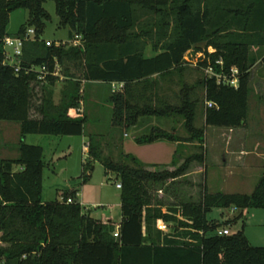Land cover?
Here are the masks:
<instances>
[{"label": "trees", "instance_id": "16d2710c", "mask_svg": "<svg viewBox=\"0 0 264 264\" xmlns=\"http://www.w3.org/2000/svg\"><path fill=\"white\" fill-rule=\"evenodd\" d=\"M48 1L55 5L59 28H68L69 41L79 37L80 45L66 48L40 39L49 19L43 8ZM19 9L29 17L13 37H22L29 26L34 40L24 43L21 70L15 73L2 63L4 39L12 37L6 31L9 16ZM253 47H264V0H0V121L17 123L21 136L83 135L82 82L123 84L106 100L111 126L121 133L111 143L90 138L87 148L91 161L119 177L120 222L85 214L76 191L43 202V150L20 142L16 159L0 161V264H264V247L249 244L243 225L234 234H216L220 228L231 231L242 213L223 223L207 218L213 209L264 210V174L250 195L203 189L192 201L169 191L192 165H204L205 128L244 125L249 71L257 59ZM191 53L201 55L194 69L202 77L192 85L183 81L177 103L154 95L159 103L154 106L153 97L138 87L154 77L182 73ZM40 67L48 72L43 81L26 71ZM209 67L225 75L236 68L237 88L206 75ZM58 69L67 81L56 103ZM201 101L203 126L197 127ZM154 116L180 118L186 136L152 127L134 139L176 144L170 165H145L122 148L124 134ZM190 146L195 152L184 154ZM167 193L168 200L156 196ZM159 222L166 232L157 229Z\"/></svg>", "mask_w": 264, "mask_h": 264}, {"label": "rangeland", "instance_id": "374dc122", "mask_svg": "<svg viewBox=\"0 0 264 264\" xmlns=\"http://www.w3.org/2000/svg\"><path fill=\"white\" fill-rule=\"evenodd\" d=\"M43 8L49 15L45 22L44 31L40 39L47 43L62 44L66 48L78 46L81 44L80 38L74 39L77 42L69 41V29L59 28L58 18L55 13V5L48 1L44 3ZM29 13L26 10L19 9L12 12L9 16L7 25V34L14 36L19 28L27 23ZM34 27L27 26V29ZM34 36H32L33 38ZM30 40H34L30 38ZM10 52V49H6ZM211 51V50H209ZM152 53L147 50L146 57H151ZM200 54L186 55L185 71L174 72L164 77H154L146 85H140L138 88L147 97L164 99L169 104L177 103L180 95L182 83L194 84L201 73L194 69L196 59ZM75 72V69L72 70ZM59 80L54 86L55 102H58L62 89L66 86V78L57 70ZM78 75L77 72H75ZM119 87H110L92 85L81 88L82 102L80 110L93 107L92 113L85 111L86 122L84 134L81 136H52L41 134H28L21 136L20 127L17 123L0 121V161L16 159L19 155L18 146L20 142L26 145L38 146L43 150V161L45 163L42 172V201L53 202L60 201L63 193L68 191L77 192V200L82 206L83 212L89 214L94 219L103 221L110 220L118 224L120 216V189L116 185L119 183V177L116 173L105 170L99 162H93L88 153L83 150V146L89 143L90 138L104 144L111 143L117 139L120 130L111 126L112 110L107 99L110 94L119 93ZM153 97L154 106L159 105ZM86 101V102H85ZM202 101L197 107L196 126L202 127ZM85 106V107H84ZM139 126L132 128L128 137L123 138V151L138 159L143 164L162 165L171 164L176 152V144L168 141H157L150 144H138L134 136L146 134L152 127H162V129L175 133L180 137L186 136L183 130V123L180 118H157L148 117L140 120ZM206 129L205 133V163L203 166L194 164L180 178L177 184L169 187V191H175L177 196L185 200L198 201L203 189L210 194L221 193L225 195H250L259 178L264 174V157L257 164H247L240 166L237 164L224 163L219 148V141L213 138L212 130ZM252 139L264 140V133L255 134ZM250 144V142H249ZM184 154H192L193 147L190 146ZM264 152V149H260ZM104 153L108 151L104 148ZM115 157L113 161L117 162V151L112 152ZM90 165V168H89ZM14 171L19 168L14 166ZM177 191V192H176ZM167 193L164 198L162 194H156L164 201L168 200ZM158 198V199H159ZM170 200L172 197L170 196ZM242 213L241 217L231 225V233L234 234L244 226V235L249 244L253 247H264V210L249 209L244 211L231 212L230 209H213L207 216L209 220H218L223 223L228 219L235 218Z\"/></svg>", "mask_w": 264, "mask_h": 264}, {"label": "crops", "instance_id": "0c3cea01", "mask_svg": "<svg viewBox=\"0 0 264 264\" xmlns=\"http://www.w3.org/2000/svg\"><path fill=\"white\" fill-rule=\"evenodd\" d=\"M253 53L256 56V62L250 68L249 71V92L247 100V116L244 125L237 129H225V128H211L213 138L219 141L218 152H220L222 159L225 164H237L240 166H247V164H257L258 161L264 157V152H260V149H264V140L250 139L255 134L264 133V64L261 63L262 57L264 56V47L252 48ZM153 54V53H152ZM107 86L112 89L111 85H105L103 83L93 82L85 83L82 82V89L90 87L92 85ZM118 87V86H116ZM55 100V93H54ZM59 101V100H58ZM86 102V101H85ZM57 103V102H56ZM85 108L82 112L92 113L93 107ZM85 107V106H84ZM203 121V118H202ZM162 129V127H159ZM128 137L124 134L123 138ZM250 142V144H249ZM123 148V142H122ZM177 149V145H176ZM87 152V151H86ZM152 165V164H145ZM155 165V164H154ZM170 165V164H162Z\"/></svg>", "mask_w": 264, "mask_h": 264}, {"label": "built area", "instance_id": "2783aa9c", "mask_svg": "<svg viewBox=\"0 0 264 264\" xmlns=\"http://www.w3.org/2000/svg\"><path fill=\"white\" fill-rule=\"evenodd\" d=\"M32 36H34V30L33 29H29L25 32V34L22 37H6L4 39V49H5V58L3 61V65L5 66H10L12 67V69L14 70L15 73H19V71L21 70V65H20V57L22 55V48L23 45L26 41H29L30 38H32ZM78 38V37H76ZM74 42H77L76 40ZM6 49H10V52H8ZM201 57V55H200ZM199 58V57H198ZM217 64L221 65V62H217ZM195 66V65H194ZM27 73L30 72H36L38 77L37 79L39 81H43L45 79V77L48 75L47 69L45 67H40V68H30L26 70ZM205 74L208 76H215L217 78V80L219 82H223L227 85H230L234 88H237L238 86V70L236 68H231L230 69V74L229 75H225V74H215L212 70L211 67L207 68L205 70ZM118 86L120 89L123 87V84H112V87H116ZM207 106L209 108L213 107L212 103H208ZM88 148V144L83 146V150L86 152ZM117 189H120L121 186L120 184L116 185ZM71 201L68 200V203H70ZM235 210L231 209V212L233 213ZM157 229L162 231V232H166L167 231V226L162 223L159 222L157 223ZM231 233V231L228 228H220L216 230V234L218 236H226L229 235Z\"/></svg>", "mask_w": 264, "mask_h": 264}]
</instances>
